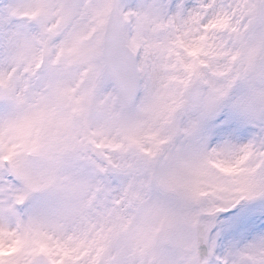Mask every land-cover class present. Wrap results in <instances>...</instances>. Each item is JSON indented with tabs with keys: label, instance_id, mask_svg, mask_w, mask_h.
<instances>
[{
	"label": "snow or ice",
	"instance_id": "6c2138e0",
	"mask_svg": "<svg viewBox=\"0 0 264 264\" xmlns=\"http://www.w3.org/2000/svg\"><path fill=\"white\" fill-rule=\"evenodd\" d=\"M0 264H264V0H0Z\"/></svg>",
	"mask_w": 264,
	"mask_h": 264
}]
</instances>
